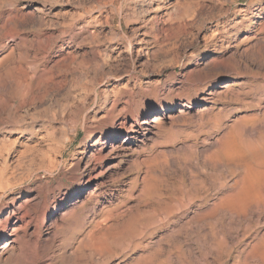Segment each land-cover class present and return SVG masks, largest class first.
Here are the masks:
<instances>
[{
  "label": "rangeland",
  "instance_id": "374dc122",
  "mask_svg": "<svg viewBox=\"0 0 264 264\" xmlns=\"http://www.w3.org/2000/svg\"><path fill=\"white\" fill-rule=\"evenodd\" d=\"M10 240L0 264H264V0H0Z\"/></svg>",
  "mask_w": 264,
  "mask_h": 264
},
{
  "label": "bare ground",
  "instance_id": "6f19581e",
  "mask_svg": "<svg viewBox=\"0 0 264 264\" xmlns=\"http://www.w3.org/2000/svg\"><path fill=\"white\" fill-rule=\"evenodd\" d=\"M23 1V0H22ZM70 28V27H69ZM71 30V29H70ZM220 34V32L218 33ZM225 88V87H224ZM171 111H173V107H168V108H165L161 111V115H155L152 119H151V123L153 124L151 127L154 128V126L156 125V123H158V121L161 120L162 116L165 115V113H170ZM150 129V128H149ZM116 139V138H115ZM81 195V191H79V193L77 194V196H80ZM20 208V205L17 207V209ZM54 212V211H53ZM12 216L15 214L14 211L11 212ZM10 214H8L9 216ZM12 240L9 241H6L3 243V245H1L0 247V255L5 252V250L8 248L7 251L11 252L12 254V251H13V246H12Z\"/></svg>",
  "mask_w": 264,
  "mask_h": 264
}]
</instances>
